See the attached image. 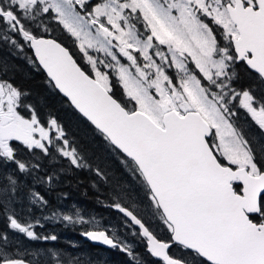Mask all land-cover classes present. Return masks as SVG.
<instances>
[{
	"label": "snow or ice",
	"instance_id": "6c2138e0",
	"mask_svg": "<svg viewBox=\"0 0 264 264\" xmlns=\"http://www.w3.org/2000/svg\"><path fill=\"white\" fill-rule=\"evenodd\" d=\"M53 22L74 38L75 52L48 38ZM0 41L33 49L52 87L113 151L126 154L151 214L171 235L159 239L120 202L119 191L105 206L124 215L125 229L139 226L155 257L166 264H264V159L234 127L238 102L264 130V95L256 92L264 85V0H0ZM241 64L258 85L234 87ZM25 96L0 80V165L14 164L49 188L61 173L90 168L58 122L42 123ZM21 146L29 159L20 158ZM58 158L67 167L48 172L44 161ZM20 190L17 178L3 174L0 214L8 227L33 240H56L34 230L42 226L34 214L16 213ZM28 200L52 210L35 188ZM44 219L89 225L96 230L82 235L135 258L119 229L100 230L80 209L52 210ZM8 242V233L0 232V264H25L8 254ZM171 246L187 256L172 257Z\"/></svg>",
	"mask_w": 264,
	"mask_h": 264
},
{
	"label": "trees",
	"instance_id": "16d2710c",
	"mask_svg": "<svg viewBox=\"0 0 264 264\" xmlns=\"http://www.w3.org/2000/svg\"><path fill=\"white\" fill-rule=\"evenodd\" d=\"M48 26L53 30L50 37L58 38L66 47L73 52L76 51L73 38L62 29V26L55 22L49 23ZM30 58L36 61L30 47L18 50L0 41V80L7 81L26 93L24 103L36 110L42 123L47 124L51 119H55L64 130L66 138L75 142L90 168L79 170L73 168L68 173H61L59 181L53 188H49L45 184L36 183L34 175L20 173L14 164L0 165V179L7 173L20 182V200L13 205L16 213L20 216L34 214L42 225L34 229L37 233L57 236L54 241L33 240L9 228L4 215L0 214V232H7L9 236L6 245L8 254L12 258L23 259L31 264H56L57 259L61 264H165L156 260L147 249H143L141 255L137 253L133 259L118 248L107 249L91 244L84 240L82 235L88 231L89 225H70L56 219H44L50 217L52 210L59 211L65 207L82 208L84 213L95 214L99 218H125L118 210L105 206L113 202L112 196L119 191L122 193L120 202L134 210L139 218L142 217L146 226L150 227L159 239L167 242L171 235L157 217L148 218L144 214L145 208L150 210L144 186L139 177L133 174L131 166L125 162V155L113 151L104 136L81 116L56 88L52 87L37 61L33 64ZM75 58H78V54ZM237 71L239 79L234 84L237 90L259 84L255 74L249 72L244 65H238ZM113 90L118 97L121 95L119 87H114ZM256 92L258 96L264 95V85H259ZM236 103L237 116L234 127L244 134L256 149L257 155L264 159V132L252 125L250 116L238 102ZM22 115L27 117L29 110H23ZM17 145L20 146L18 143ZM20 158L25 160L30 158L29 151L22 146ZM44 166L51 172L54 169L66 168L67 161L58 158V162L49 163L45 160ZM95 169H100L105 179L97 176ZM39 175L43 176L44 172ZM130 187L135 188L134 191ZM31 188L45 195L52 210L30 204L28 191ZM62 193L66 196H62ZM151 220H155L156 223ZM176 248L177 246H173L171 252L178 257ZM186 256L187 253L184 251V256L179 257Z\"/></svg>",
	"mask_w": 264,
	"mask_h": 264
},
{
	"label": "rangeland",
	"instance_id": "374dc122",
	"mask_svg": "<svg viewBox=\"0 0 264 264\" xmlns=\"http://www.w3.org/2000/svg\"><path fill=\"white\" fill-rule=\"evenodd\" d=\"M66 31V30H65ZM70 35V34H69ZM74 39V38H73ZM244 109V108H243ZM246 113L250 116V119L252 120V125L255 127H258V124L255 122L254 118L251 116V114L246 110ZM260 129V128H259ZM261 130V129H260ZM262 132H264V130H261ZM258 138V137H255ZM136 186V185H135ZM131 190L134 191L135 188H131ZM73 209H80L81 212L84 214L85 220H91L92 217H95V223L98 224L100 226V230H103V228L105 226L109 227V228H115V229H119V231H117V235L121 237V239L123 241L126 242L127 245L131 246V250L134 252V254L136 255L137 253L139 255H141V252L143 251V249H148V245H147V240L143 239L142 235L140 234L139 230L136 229L135 227H131V228H127L125 229L123 227L122 221L125 218L120 219V217L117 218H110V219H105V218H99L98 216H96L95 214H89V213H84L82 208H77V207H65V208H61L59 211H63V212H70ZM148 218H151V216L154 218V216L151 214V211L148 208H145V213H144ZM52 216V214L50 215V217ZM49 220V219H48ZM59 220V219H56ZM152 222H155V220H151ZM59 222H64L62 220H59ZM66 223V222H64ZM67 224V223H66ZM88 230H96L94 228H92L91 226H89ZM160 232V231H159ZM135 233V235L133 234ZM121 252L122 251L120 248H118ZM150 252V251H149ZM125 253V252H124ZM151 253V252H150ZM189 259H191L190 257H188ZM87 259V258H86ZM88 260V259H87ZM85 260V261H87ZM88 262V261H87Z\"/></svg>",
	"mask_w": 264,
	"mask_h": 264
},
{
	"label": "water",
	"instance_id": "95a60500",
	"mask_svg": "<svg viewBox=\"0 0 264 264\" xmlns=\"http://www.w3.org/2000/svg\"><path fill=\"white\" fill-rule=\"evenodd\" d=\"M48 38H52V37H48ZM65 46V45H64ZM32 51H33V54H34V50L32 49ZM34 57H35V55H34ZM75 58V57H74ZM35 59H36V61H37V63H38V65L40 66V68L44 71V73L47 75V77H48V79L50 80V77L48 76V74H47V71L43 68V66L42 65H40L39 64V62H38V58H36L35 57ZM54 83V82H53ZM56 90L65 98V99H67L68 100V102L70 103V99L69 98H67L62 92H60V90L59 89H57L56 88ZM71 104V103H70ZM71 106L81 115V116H83L80 112H79V110L78 109H76L75 107H74V105H72L71 104ZM84 117V116H83ZM86 120H87V118L86 117H84ZM88 121V120H87ZM89 123H91L90 121H88ZM92 124V123H91ZM93 125V124H92ZM94 126V125H93ZM95 127V126H94ZM125 156H126V154H124ZM130 159V158H129ZM135 214V213H134ZM139 218V217H138ZM129 222L130 223H132L131 221H130V219H129ZM135 228H137L139 231H140V233H141V235L143 236V234H142V230H140L139 229V226H135V225H133ZM146 240H147V238L146 237H144ZM83 239L84 240H86V241H88V242H90L91 244H93V245H96V246H100V247H103V248H107V249H113L111 246H109V245H105V244H103L102 242H99V241H92V240H90V238H88V237H86V236H84L83 235ZM164 242V241H163ZM148 244V243H147ZM148 249H149V251H150V246L148 245ZM151 252V251H150ZM153 255V254H152ZM153 257L156 259V260H160V261H163V262H165L164 260H163V258L162 257H155L154 255H153ZM25 261V260H24ZM166 263V262H165ZM25 264H31L30 262H28V261H25Z\"/></svg>",
	"mask_w": 264,
	"mask_h": 264
},
{
	"label": "flooded vegetation",
	"instance_id": "af4514ba",
	"mask_svg": "<svg viewBox=\"0 0 264 264\" xmlns=\"http://www.w3.org/2000/svg\"><path fill=\"white\" fill-rule=\"evenodd\" d=\"M60 42V41H59ZM64 45V44H63ZM16 143H18V144H20V142H16ZM173 247V246H172ZM171 247V248H172ZM171 248H170V255L172 256V257H175L174 256V254L171 252ZM176 252L178 253L177 254V256L179 257V256H184V250L181 248V247H179V246H177V248H176Z\"/></svg>",
	"mask_w": 264,
	"mask_h": 264
}]
</instances>
